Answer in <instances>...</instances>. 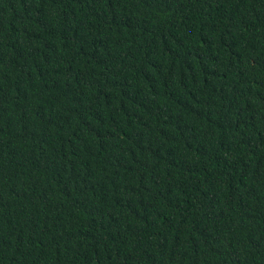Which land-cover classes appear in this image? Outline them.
<instances>
[{"label":"trees","instance_id":"1","mask_svg":"<svg viewBox=\"0 0 264 264\" xmlns=\"http://www.w3.org/2000/svg\"><path fill=\"white\" fill-rule=\"evenodd\" d=\"M0 264H264V0H0Z\"/></svg>","mask_w":264,"mask_h":264}]
</instances>
